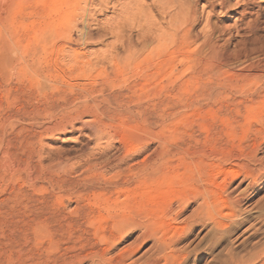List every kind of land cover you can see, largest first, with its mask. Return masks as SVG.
<instances>
[{"label":"rangeland","instance_id":"1","mask_svg":"<svg viewBox=\"0 0 264 264\" xmlns=\"http://www.w3.org/2000/svg\"><path fill=\"white\" fill-rule=\"evenodd\" d=\"M118 1L127 0H111L100 11L89 8L84 18L73 12L71 27L106 35L89 45L71 46L81 49L85 60L109 53L111 46L124 58V49L107 32L118 22ZM260 3L254 11H260L261 22L253 33L232 12L233 19H210L214 41L226 45L222 47L230 54L247 51L248 62L261 58L264 49ZM3 8L8 20L0 22V45L12 42L19 49L11 53L7 68L0 65V264H224L232 256L264 253V176L246 190L258 164H264L263 95L247 107L236 106L233 86L242 83L229 74L223 79L225 94L217 87L204 90L200 79L174 92L164 90L172 81H185L177 80L178 75L166 81L162 54L138 67L125 58L122 73L106 66L85 72L86 79L80 80L69 77L71 64L61 60L57 47L45 52L47 58L36 55L44 62L45 75L52 76L43 81L28 73L29 58L37 54L36 35L66 12L64 0H7ZM145 13L159 21L153 8ZM123 34L136 40L131 21ZM184 56L193 54L187 49ZM54 67L67 79L57 77ZM81 81H95L106 97L123 96L122 110L102 116L109 128L99 141L77 124L63 132L54 129L66 114L54 106L64 95L47 83L66 91L67 85ZM104 108L101 104L95 110ZM108 165L113 169L99 175L97 170ZM114 180L121 186L118 191L99 193ZM229 197L239 199L237 207ZM122 218L140 226L119 232L115 225Z\"/></svg>","mask_w":264,"mask_h":264},{"label":"bare ground","instance_id":"2","mask_svg":"<svg viewBox=\"0 0 264 264\" xmlns=\"http://www.w3.org/2000/svg\"><path fill=\"white\" fill-rule=\"evenodd\" d=\"M6 1L7 0H0V22H6L7 19L6 17L8 12L7 11L5 12L3 8ZM257 1L258 0H236V2L232 4L231 0H149L150 4L148 5L147 3H145L146 4L145 5L143 4L144 2H142V0H131V1L127 0L125 2L123 1H118L117 3L115 2L117 4L115 6H114L115 3H111L113 4L112 6L115 7V10L119 12V16L117 18L118 22H116L114 26L110 25L107 27V32L111 37L115 39L116 42H118V45H120L119 47L121 49H124L125 52L124 58H121L120 54L117 52V48H116L117 46L116 47L111 46L110 48L111 51H108L109 53L103 56H98L94 58L93 61H88L85 60V54L81 49L73 50L71 46L89 45L91 44L92 41L96 39L99 40L100 38H103L106 35L103 33L94 35L89 29L84 28L81 25H80L81 27H78L76 24H74L71 27L70 23L73 12L79 11L81 13V18H84V14L88 12L89 8H93V10L98 9L100 11L102 10V8L107 7L108 4L111 2V0H64L66 12L63 13V16L56 21H50L48 25L45 27L46 30L45 29L41 30L39 34L36 35L38 36L36 37L38 38V40L35 44L36 49L34 51H36L37 54H35L34 56H30L29 58L30 63L29 64L27 63L28 73L31 72L36 77L43 79V81L46 79H50L52 76L50 77L49 75L48 77V75H45L44 73L43 67H45V65L42 66L44 62H42L40 58L36 55H38V53L39 54L43 53L42 54L43 57H46L45 52L47 50H52L55 47H57L56 49L57 52L60 54L61 60L64 61L65 59H67L66 62L68 61L69 64H71L70 73L73 74H70L71 76L69 75V77H72L74 75L80 80L86 79L87 75H85V72L94 69L97 70V68L103 69L106 66H109L110 68L112 67L113 69H119L121 60L125 58L126 60H128L127 61L128 63H131L132 66L138 67V65L145 66V62L148 63V60L150 59L151 55L160 54L159 56H161L162 54L163 55L162 57L164 58H162L163 60L160 61L162 65L161 69H164L163 71L164 73H166L165 74L166 81L169 82L170 80H173L172 78L176 75H178L176 77L177 80L180 77L181 78L184 77L183 79L185 81L183 83H177L176 81L175 82L172 81L170 84H168V86L161 87L164 88V90L166 87L171 92H174V90H177L185 83H190L193 80L195 81L196 79L198 80L200 79L202 81L201 88H203L204 90L206 89L208 91L209 89H214L215 87H217L218 89H221L222 94H225L226 92H225V85L223 79L225 77L224 75L229 74L232 75L234 79L242 83L240 84V86L239 83L238 84L235 83L233 86L234 88L233 91L235 95V99L233 101L234 104L236 106L247 107V105L249 106V104L255 103L253 101L256 98L262 95L264 96V49H262L263 51L261 58L253 62L252 61L248 62L249 57L247 51H243V53L234 52V54L231 53L232 54L231 55L229 52L223 49L222 46H226V45H219L215 42L216 40L214 39L215 36L214 31L216 30H214L215 27H213L212 23L210 22V19H212V17L215 16L227 17L229 16V13L231 14L232 12L234 13L235 16L238 17L236 18V21L239 20L240 23L241 22L244 23L243 26L246 29L245 31H247L248 33H253L257 29V24L261 22V15H259L260 11L259 12L257 10L254 11V9L255 7H257L256 6L257 3L264 2V0H260V2ZM116 7L118 9H116ZM233 7L236 8V10L235 9L232 10ZM151 8H153L154 11H156V16L158 17L159 21H156V18L154 20L153 19L154 16L152 15L149 16L148 14L145 13V10ZM87 15L89 16L90 14ZM229 17H232V19L234 18V16H229ZM130 21L132 26H135L137 28L136 40L134 39L135 41H133L131 39V42L129 39L125 38L123 34L124 25ZM234 24L236 25V23ZM41 27L44 26L42 25ZM74 32L76 33V39L73 38ZM116 42H114V45L117 44ZM11 43L2 42L0 45V65L2 67L7 65L8 62H11L12 60L10 59L11 53L14 54V52L16 50L18 51L19 49L17 44L15 43L11 44ZM187 49L191 50V54H193L192 57L184 56ZM46 54L48 56V53ZM53 54H55V51ZM180 66H184L185 68V70L182 73H179L178 68ZM235 67H240V68H235ZM63 68L65 67L63 66ZM25 69L27 70L26 67L22 69L23 72H27ZM3 70H5V68ZM138 70L140 71V68ZM52 71L57 77H60L61 79H64L66 77V75H64V72H61V70L59 71L57 67L52 68ZM126 71L127 70H124L123 72L125 73ZM112 72L113 71L111 70V73ZM120 73H122L121 70ZM113 74L116 73L114 72ZM50 83L48 82L46 85L48 89L60 92L61 94L64 95L61 98L60 102L54 105V106L63 107L62 111L66 113L65 117L63 118V121L62 122L60 121L54 126V129L56 131L63 132L65 131V128L67 126L73 128L74 124H77L80 130L87 129L93 135L94 139L96 140L98 139L99 141L101 138L106 136L107 134L106 131L108 130V129L106 130V128H109L107 127V124L102 120V116L105 115L111 116L114 113L119 112V110L123 109L122 107L123 96L119 94L112 96L111 98L106 97L105 95H103L101 85H98V83L96 84L95 81L91 82V84L89 85H86L82 81L80 82V84H76V85L74 83L67 85L68 84L67 82L66 83L67 86L66 85L65 86L69 90L66 91L59 90V86H57L58 84L56 85V83L55 84L54 83L50 84ZM137 87L143 89L147 88L146 85H138ZM74 89H77L78 91ZM134 89H136V87ZM212 94H214L213 90L212 93L210 92L209 96H212ZM128 100L130 101L129 97ZM101 104L104 105L105 108L104 110L101 111V113H98L95 110V107ZM129 104L130 102L127 105ZM97 146L98 144H96V147ZM260 163L258 164L259 165L258 168L255 169L256 178L254 179L252 178L253 180H251L250 182L248 181L249 183L246 187V190H250L253 188V186L255 187L261 183L262 177L264 176V164L263 163L260 164ZM112 165H114L113 168H115V164ZM113 168L112 166L108 165L101 169H98L97 172L99 175H102L103 173H105L106 170H110ZM241 184L242 183L240 181L239 185ZM238 187H234L232 190L234 189L237 190ZM120 188L121 186L117 180L108 181L100 188L99 193H106L111 195V192L118 191ZM232 190L229 193H231ZM223 192L226 193V190H224ZM229 199L232 200V203L235 207L238 206L239 204L238 198L234 197L232 199L229 197ZM203 203L205 202L203 201ZM125 219L122 220V222L115 225L117 226L119 232L120 231L122 232V229L125 230V228L128 227L129 225H131V228L132 227L134 228L135 225L136 226L138 225L137 224L138 222L135 223V221H133L134 219L133 220L131 219V221ZM116 221L119 222V220ZM139 226L140 225H138V227ZM216 226L218 228H221L219 226V223H217ZM138 246H136L137 249ZM158 247L156 249H158ZM242 257L243 256L229 257L228 258L229 260L228 261L226 260L224 264H264V253L263 254L253 253L249 256L247 255V257L245 258Z\"/></svg>","mask_w":264,"mask_h":264}]
</instances>
